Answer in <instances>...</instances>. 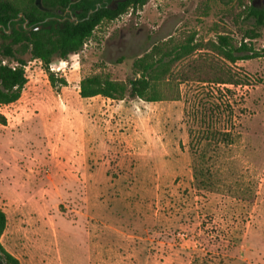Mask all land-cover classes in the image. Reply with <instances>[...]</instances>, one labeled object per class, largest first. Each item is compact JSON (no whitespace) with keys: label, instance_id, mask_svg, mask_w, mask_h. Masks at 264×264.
<instances>
[{"label":"rangeland","instance_id":"obj_1","mask_svg":"<svg viewBox=\"0 0 264 264\" xmlns=\"http://www.w3.org/2000/svg\"><path fill=\"white\" fill-rule=\"evenodd\" d=\"M250 4L264 8V0L131 7L101 22L79 53L54 60L51 70L68 81L59 91L41 60L28 62L21 97L0 105L1 242L21 264H264V55L223 59L246 83L204 91L179 81L178 100H109L104 111L102 97L79 93L80 80L96 72L124 82L138 75L134 60L153 45H195L172 72L207 77L213 63L185 73V60L213 54L219 34L239 42L254 22L246 17ZM246 40L263 53L264 27ZM206 91L222 104L217 112L216 104L205 107L204 127L231 132L232 143L204 150L220 189L198 188L192 174L189 129L197 124L185 97Z\"/></svg>","mask_w":264,"mask_h":264},{"label":"trees","instance_id":"obj_2","mask_svg":"<svg viewBox=\"0 0 264 264\" xmlns=\"http://www.w3.org/2000/svg\"><path fill=\"white\" fill-rule=\"evenodd\" d=\"M96 1L98 0H0V105L14 103L21 97L28 81L26 66L32 59L41 60L48 72L51 86L59 91L60 86L67 85L68 81L64 76H58L51 70L54 60H67L71 55L79 53L101 22L113 20L131 7L137 9L148 0H123L116 9L104 4L97 6ZM246 17L254 22L247 28L239 42L234 43L225 34H219L216 41L210 42V51L213 54L206 53L199 60L195 58L185 60L183 64L185 73L190 70L201 71L203 69L201 63H205V60L213 63L211 70L204 69L207 77L189 78L188 74H185L183 78L178 79L172 72V65L192 54L197 48L195 45H174L164 50L153 45L151 50L134 60L135 73L138 75L125 82L112 79L108 74L101 72L84 76L79 83L80 96L91 97L100 94L117 100L139 98L149 102L178 100L182 97L179 81L197 82L204 85V91L208 89L207 85L211 87L212 83L214 85L246 83V80L228 71L230 67L223 61L226 59L229 62H236L264 55V48L261 53L246 40L260 35V29L264 27V8L250 4L246 10ZM26 19L28 22L24 25ZM39 25L41 27L36 28ZM162 82L172 87L169 92H159L157 87ZM209 91L214 93V90ZM209 91L195 95L188 92L185 97L186 103L191 105L193 102L192 118L196 119L197 124L196 129H189L192 174L198 188L220 189L217 185L222 180L219 178V182L217 179L218 172L213 170L204 150L206 146L211 147L213 144L219 149L221 140L225 144L232 143V140L231 132L227 128L220 130L212 124L204 127V121L209 119L205 117V107L216 104L217 97ZM221 99L218 105L222 104ZM217 104L216 112L220 110ZM190 105L186 106L187 115ZM0 121L6 124V117L2 113ZM204 139L209 141L204 142ZM6 224L7 215L0 207V264H21L1 242Z\"/></svg>","mask_w":264,"mask_h":264},{"label":"crops","instance_id":"obj_3","mask_svg":"<svg viewBox=\"0 0 264 264\" xmlns=\"http://www.w3.org/2000/svg\"><path fill=\"white\" fill-rule=\"evenodd\" d=\"M98 97H102L103 98V103H102V106L100 105L99 107H100V109H102V110H109L110 109V107H113V105L112 106H110V103H108L107 101H114L115 103L116 102H120V101H123V100H117V99H111V98H108V97H104V96H102V95H95V96H91V97H82L81 96V98L82 99H93V98H98ZM104 105V106H103ZM90 111H96V109H97V107H95L94 105H92V106H90L89 108H88ZM94 122V123H93ZM88 123H90L92 126H95L96 125V123H95V117L93 118L92 117V119H90L89 120V122ZM84 131V130H83ZM91 137H92V135H89V139L92 141V139H91ZM9 251V250H8ZM10 252V251H9Z\"/></svg>","mask_w":264,"mask_h":264},{"label":"flooded vegetation","instance_id":"obj_4","mask_svg":"<svg viewBox=\"0 0 264 264\" xmlns=\"http://www.w3.org/2000/svg\"><path fill=\"white\" fill-rule=\"evenodd\" d=\"M122 1L123 0H98V1H96V5L101 6L102 4H104V5H107L108 7L112 8V9H116L119 7V4ZM90 11H92V9Z\"/></svg>","mask_w":264,"mask_h":264},{"label":"water","instance_id":"obj_5","mask_svg":"<svg viewBox=\"0 0 264 264\" xmlns=\"http://www.w3.org/2000/svg\"><path fill=\"white\" fill-rule=\"evenodd\" d=\"M20 15H23L22 13H20ZM28 22V19H26L25 20V22H24V25H26V23ZM41 26L39 25V26H37L36 28H40ZM26 28H30V26H26ZM10 31V30H9Z\"/></svg>","mask_w":264,"mask_h":264},{"label":"built area","instance_id":"obj_6","mask_svg":"<svg viewBox=\"0 0 264 264\" xmlns=\"http://www.w3.org/2000/svg\"><path fill=\"white\" fill-rule=\"evenodd\" d=\"M87 43L85 42L84 45H86Z\"/></svg>","mask_w":264,"mask_h":264}]
</instances>
